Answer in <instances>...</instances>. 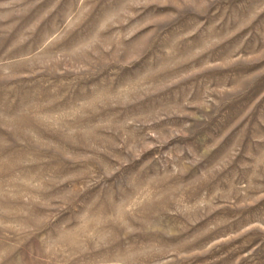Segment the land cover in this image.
<instances>
[{
    "label": "rangeland",
    "instance_id": "374dc122",
    "mask_svg": "<svg viewBox=\"0 0 264 264\" xmlns=\"http://www.w3.org/2000/svg\"><path fill=\"white\" fill-rule=\"evenodd\" d=\"M0 264H264V0H0Z\"/></svg>",
    "mask_w": 264,
    "mask_h": 264
}]
</instances>
